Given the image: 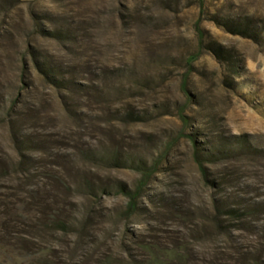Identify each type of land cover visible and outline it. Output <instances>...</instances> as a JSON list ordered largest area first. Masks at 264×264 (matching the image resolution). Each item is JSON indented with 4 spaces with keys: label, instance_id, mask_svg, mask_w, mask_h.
<instances>
[{
    "label": "rangeland",
    "instance_id": "obj_1",
    "mask_svg": "<svg viewBox=\"0 0 264 264\" xmlns=\"http://www.w3.org/2000/svg\"><path fill=\"white\" fill-rule=\"evenodd\" d=\"M0 264H264V0H0Z\"/></svg>",
    "mask_w": 264,
    "mask_h": 264
},
{
    "label": "trees",
    "instance_id": "obj_2",
    "mask_svg": "<svg viewBox=\"0 0 264 264\" xmlns=\"http://www.w3.org/2000/svg\"><path fill=\"white\" fill-rule=\"evenodd\" d=\"M133 208V207H132ZM134 208H135V206H134Z\"/></svg>",
    "mask_w": 264,
    "mask_h": 264
}]
</instances>
